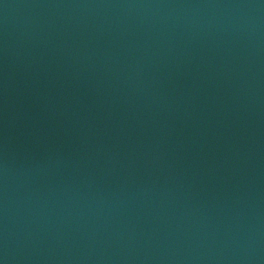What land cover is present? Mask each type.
I'll use <instances>...</instances> for the list:
<instances>
[{"label":"water","instance_id":"95a60500","mask_svg":"<svg viewBox=\"0 0 264 264\" xmlns=\"http://www.w3.org/2000/svg\"><path fill=\"white\" fill-rule=\"evenodd\" d=\"M0 264H264V0H0Z\"/></svg>","mask_w":264,"mask_h":264}]
</instances>
